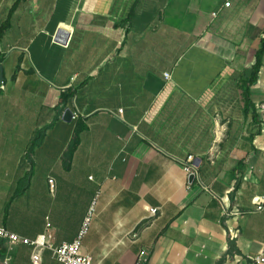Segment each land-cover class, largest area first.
<instances>
[{"label": "crops", "instance_id": "crops-1", "mask_svg": "<svg viewBox=\"0 0 264 264\" xmlns=\"http://www.w3.org/2000/svg\"><path fill=\"white\" fill-rule=\"evenodd\" d=\"M263 29L264 0H0V227L59 246L93 208V264H256ZM31 254L0 239V264Z\"/></svg>", "mask_w": 264, "mask_h": 264}, {"label": "built area", "instance_id": "built-area-1", "mask_svg": "<svg viewBox=\"0 0 264 264\" xmlns=\"http://www.w3.org/2000/svg\"><path fill=\"white\" fill-rule=\"evenodd\" d=\"M230 4L226 3L225 6L228 7ZM215 15V14H213ZM2 57V52L0 50V59ZM168 77V75H166ZM264 108V107H263ZM122 113V111H120ZM183 170L188 174H193L196 165L193 157H188L182 163ZM50 185H53V180L49 181ZM253 204L255 205V211L261 212L264 209V196L256 197L253 199ZM149 213L152 217L158 214V209H149ZM93 208L89 211L87 216L84 218L80 231L77 237L71 243H62L59 246H54V235L52 233V227L49 223L46 224L45 231L43 234L37 236L35 239H27L21 237L15 233H12L2 227H0V239H3L11 246L25 245L32 247L31 262L32 264H41V252L45 249H49L53 256L61 264H93L90 257L82 253V244L84 238L87 236L90 230V225L92 221ZM228 216L237 217L240 215V210L238 207H232V210L226 211ZM133 238L136 235H132ZM145 252H141L135 264H141L144 261ZM9 258L7 259V261ZM256 264L264 263V252L257 258L254 259Z\"/></svg>", "mask_w": 264, "mask_h": 264}, {"label": "trees", "instance_id": "trees-1", "mask_svg": "<svg viewBox=\"0 0 264 264\" xmlns=\"http://www.w3.org/2000/svg\"><path fill=\"white\" fill-rule=\"evenodd\" d=\"M261 35H262V38H260L258 48L255 53V64L253 65L251 72H250L249 84L255 83L257 81L258 77L260 76L262 67L264 65V29ZM81 129H83V127L80 129L78 128L76 130V135L80 132ZM39 140H40V137L36 138L34 141V144H38ZM234 252H237L235 249V246L233 245V243H230L228 254L232 255Z\"/></svg>", "mask_w": 264, "mask_h": 264}, {"label": "water", "instance_id": "water-1", "mask_svg": "<svg viewBox=\"0 0 264 264\" xmlns=\"http://www.w3.org/2000/svg\"><path fill=\"white\" fill-rule=\"evenodd\" d=\"M61 30H62V29H61ZM63 30H64V29H63ZM67 32H68V31H67ZM65 33H66V30H65ZM66 35H67V34H66ZM59 37H60V35H59ZM65 40H66V36H65V38H64V36L61 37V42H65ZM72 117H73V113H72L71 110H67V111L64 113V120L69 121ZM194 179H195V175H194V174H191L190 177H189V180L192 182Z\"/></svg>", "mask_w": 264, "mask_h": 264}]
</instances>
